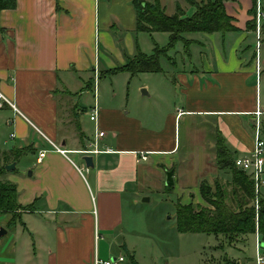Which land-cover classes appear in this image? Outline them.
I'll return each instance as SVG.
<instances>
[{"label":"crops","instance_id":"crops-1","mask_svg":"<svg viewBox=\"0 0 264 264\" xmlns=\"http://www.w3.org/2000/svg\"><path fill=\"white\" fill-rule=\"evenodd\" d=\"M134 1L16 0L13 10L0 12V95L5 99H0V133L5 132L0 152L8 153L10 164L23 163V173L12 170L5 180L16 186L18 204L30 207L12 229L13 240L2 238L7 230L0 237V264H91L95 257L123 255L151 264L139 255L147 239L136 233L130 214L140 210L138 197L150 192L155 175L171 170L174 185L183 183L177 122L195 118L208 124L202 132L212 144L193 165L194 189L181 193L191 192L200 206H205L201 182L229 184V173L216 166V139L235 160L251 152L256 123L264 132L263 43L258 57L250 47L253 0H225L236 31L184 35L191 42L187 53L182 42L176 44L169 58H160L162 72L133 76L142 81H128L122 94L117 84L128 73H103L138 52L152 54L154 45L166 46L169 39L160 32L149 35L151 44L140 38ZM160 4L168 16L177 8L185 17L189 9L195 12L185 0ZM94 77H100L96 94ZM95 105L97 125L89 120ZM40 152L44 156L37 162ZM85 156L92 157L93 168L86 167ZM10 216L1 215L0 222L8 226ZM256 237L230 244L222 237L238 251L249 241L255 250V259L225 264H256V244L260 254V246L264 250Z\"/></svg>","mask_w":264,"mask_h":264},{"label":"trees","instance_id":"trees-1","mask_svg":"<svg viewBox=\"0 0 264 264\" xmlns=\"http://www.w3.org/2000/svg\"><path fill=\"white\" fill-rule=\"evenodd\" d=\"M225 0H206L196 2L185 0L195 9L191 17H185L177 8L172 16L165 14L159 0H135L136 31L147 33H168L169 42L166 47L154 45L151 55L138 52L136 56L120 67L106 71L108 76L128 73L135 76L140 73H160V58H169L168 53L176 44L182 42L187 53L190 41L184 39L186 34L194 33H227L234 32L231 19L226 15L223 2ZM16 0H0V12L13 10ZM253 28V25H252ZM216 166L229 173V184L214 182L213 187L205 181L199 185V195L205 206L193 203L176 205V228L181 234H203L222 236L226 241L235 243L237 238L255 235L264 243V197L262 192L255 194L254 182L245 172L234 167L232 153L222 140L216 139ZM17 156L14 157L15 162ZM0 216L9 214V228H14L21 213L30 207H21L17 202L16 186L5 180L8 165V153L0 152ZM264 182V181H263ZM172 189L173 187H167ZM262 191V190H261ZM130 264H137L131 257Z\"/></svg>","mask_w":264,"mask_h":264},{"label":"rangeland","instance_id":"rangeland-1","mask_svg":"<svg viewBox=\"0 0 264 264\" xmlns=\"http://www.w3.org/2000/svg\"><path fill=\"white\" fill-rule=\"evenodd\" d=\"M252 2L253 8L255 0H253ZM169 5L170 4L168 3L167 12L171 13ZM261 8L264 13V0L261 1ZM193 14V10L189 9L186 12V17H191ZM139 36L140 38H145L148 44H151L150 42H152L154 38L153 36H149L147 33H140ZM261 43H263V46L261 47L260 51V68L264 69V20L262 22L261 28ZM250 44L253 56L255 45L257 44L256 36L255 40L254 35L251 36ZM166 46L159 48H164ZM103 74L106 75L105 73ZM122 76L123 77H121V82L117 84V89L118 91L122 89V94H127L128 81H134V84L142 81V78H140L139 76H137L136 78L129 77V74H125ZM99 81L100 77H98L97 79V87ZM86 83L87 80H85L84 85H86ZM92 83L93 92L94 80L92 81ZM85 99L86 102H89L91 99V95H87ZM207 127V122L202 119L184 118L181 119L179 123L177 122L175 136H177L180 146L178 149L177 160L179 161L178 164H180L182 169H184L183 173L185 174V176L184 180L182 181L183 183H181L180 186L176 182L174 185L175 188L169 189L165 186V173L163 174L161 172L160 176L155 175L150 183V192H141L140 195L144 194V196L139 195L138 197L140 210L138 208L133 212V214H130V219L134 221V230L136 231V233H138L139 235H143V237L147 239L142 247L138 248L139 255L140 257H143L145 259L144 261L148 260L149 263L152 262L151 264H225L227 259L230 260L234 258H242L245 256V258L247 259L249 257L255 259L254 245L253 243H250V241L248 244H244L243 248L240 247L242 248L241 252L237 250V246L236 248H234L233 246H229V244H227L225 239H223L221 236L215 237L212 235L203 234H181L177 231L175 217L177 203L184 204L186 202H191L194 205H199L197 204V199L194 197V195L190 194L191 192H186L185 195L181 193H183L182 191H184L185 188L194 189V174L192 171L193 165L197 163L200 154L204 153V151L208 152V146L212 144L210 140L207 139V141H205L206 139H204L205 135L202 131L206 132ZM188 129L189 133H187ZM201 133H203V135L202 139L199 141L196 137H199ZM4 137L5 132H3L2 134L0 133V141L4 140ZM204 147L207 149H204ZM4 148L5 147L0 146V149ZM6 148H8V146H6ZM0 163H3V161H0ZM24 171L25 170L23 163L18 165L15 164V169L14 171H12V174L18 175L20 173H23ZM27 173L28 172H26V175H28ZM219 183L223 184L221 182ZM144 185V182L140 180L139 187L141 188ZM261 192L262 196L264 197V182L259 185L258 192H256L255 189L256 195L260 194ZM10 220L11 216L10 219H8V223L10 222ZM3 223V221L0 222V231L4 230L6 233L7 230L8 236H2V238H8L7 241L11 242L14 238L12 235H14L15 232L14 230H12L13 228H9L6 225L7 223ZM255 235L259 240V236L257 234ZM260 252L261 255H263L264 250L261 246ZM123 257L126 258L124 255ZM125 260V264H130L128 258H126Z\"/></svg>","mask_w":264,"mask_h":264},{"label":"built area","instance_id":"built-area-1","mask_svg":"<svg viewBox=\"0 0 264 264\" xmlns=\"http://www.w3.org/2000/svg\"><path fill=\"white\" fill-rule=\"evenodd\" d=\"M262 0H255L254 3V15H253V32L257 39V44L255 46L256 56L258 57V50L261 44V28L262 22L264 20V13L261 8ZM257 65V60H256ZM97 91V78L94 77V85H93V93L96 94ZM0 99L5 102V99L0 95ZM13 107V106H12ZM256 116H259V113H256ZM89 120L92 121L95 125H97L98 120V110L96 105L92 108ZM95 132L97 129L95 128ZM253 148L250 153L236 158L234 160V167L242 172H245L254 182V187L256 192H258L259 185L263 182L264 176V136L261 127L258 123H256L253 130ZM99 137L103 136V133H98ZM60 154H63L64 151L55 148ZM87 152V151H86ZM146 154L140 153V157L142 160L146 159ZM44 156V152H40L37 162H40L41 158ZM257 243V242H256ZM259 246L256 244V264H261L263 262V258L259 253ZM125 258L123 256H116L107 260H102L98 258H94L91 264H124Z\"/></svg>","mask_w":264,"mask_h":264},{"label":"water","instance_id":"water-1","mask_svg":"<svg viewBox=\"0 0 264 264\" xmlns=\"http://www.w3.org/2000/svg\"><path fill=\"white\" fill-rule=\"evenodd\" d=\"M142 93L146 95V91L143 90ZM263 134H264V132H263ZM83 161H84L86 167L93 168L92 157L91 156H85V157H83ZM14 169H15V164L14 163L9 164V165H6V167H5V170L7 172H10V171H12ZM165 186L166 187H173L174 186V182H173V179H172V171L171 170L168 171V172H166ZM2 235H5V231L4 230L3 231L2 230L0 231V237Z\"/></svg>","mask_w":264,"mask_h":264}]
</instances>
